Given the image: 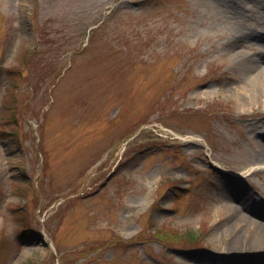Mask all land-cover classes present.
<instances>
[{
    "label": "rangeland",
    "instance_id": "rangeland-1",
    "mask_svg": "<svg viewBox=\"0 0 264 264\" xmlns=\"http://www.w3.org/2000/svg\"><path fill=\"white\" fill-rule=\"evenodd\" d=\"M232 51L264 67V0H0V264H264L226 250L264 213Z\"/></svg>",
    "mask_w": 264,
    "mask_h": 264
},
{
    "label": "bare ground",
    "instance_id": "bare-ground-1",
    "mask_svg": "<svg viewBox=\"0 0 264 264\" xmlns=\"http://www.w3.org/2000/svg\"><path fill=\"white\" fill-rule=\"evenodd\" d=\"M231 54L235 61L249 62L246 75L251 82H254L255 85H260V88L263 89L261 93V101L264 104V67L260 65L259 62L257 63L251 59H246L241 52L232 51ZM255 211V213L253 211H251L253 213L249 212V209L248 211H245L252 217L247 214H242V212L237 216V220L240 222L246 220L250 226H255L250 239L245 241L242 240L239 235L234 236L227 245L226 250L243 256L250 255L252 253H264V213H258L257 210Z\"/></svg>",
    "mask_w": 264,
    "mask_h": 264
},
{
    "label": "trees",
    "instance_id": "trees-1",
    "mask_svg": "<svg viewBox=\"0 0 264 264\" xmlns=\"http://www.w3.org/2000/svg\"><path fill=\"white\" fill-rule=\"evenodd\" d=\"M1 72V71H0ZM1 76V74H0ZM13 110V108H11ZM14 114V113H13ZM157 230V229H156ZM158 234H164L160 236V238H166L168 237L166 235L167 232H172L176 234L175 241H180L183 243H186L189 248H195L198 246L199 243V231L193 230V229H184V230H175V231H167V232H162L160 229H158Z\"/></svg>",
    "mask_w": 264,
    "mask_h": 264
}]
</instances>
